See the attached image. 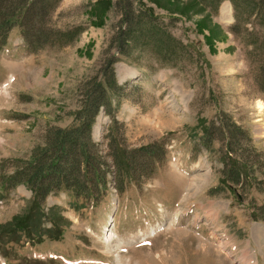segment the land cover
Instances as JSON below:
<instances>
[{
	"label": "rangeland",
	"instance_id": "374dc122",
	"mask_svg": "<svg viewBox=\"0 0 264 264\" xmlns=\"http://www.w3.org/2000/svg\"><path fill=\"white\" fill-rule=\"evenodd\" d=\"M223 1L60 0L30 51L10 30L0 50V264H264V55L247 43L254 16L239 7L233 33ZM141 10L188 52L128 43ZM77 26L68 44L52 34ZM110 67L115 98L90 131L107 190L96 206L77 208L61 191L33 207L30 189L3 181L87 105L92 113L87 98ZM116 147L133 176L121 178Z\"/></svg>",
	"mask_w": 264,
	"mask_h": 264
},
{
	"label": "trees",
	"instance_id": "16d2710c",
	"mask_svg": "<svg viewBox=\"0 0 264 264\" xmlns=\"http://www.w3.org/2000/svg\"><path fill=\"white\" fill-rule=\"evenodd\" d=\"M59 1L0 0V47L6 42L10 30L15 26L20 28L28 51L32 49L34 44L40 45V40L44 35L42 32L50 30L45 27L41 19L48 16ZM203 1H205L203 4L206 7H212L215 10L221 0H213L212 3H206L207 0ZM229 1L235 18V22L231 26L232 32L238 33L240 31L239 7L244 11L248 10V13L254 16L255 22L252 34L255 35V39L253 41L249 40L247 43L255 49L262 50L264 55V0H247L249 2L247 4L243 3L244 0ZM151 14L147 11H140L134 21L140 22L141 31L135 32L128 26L131 30V36L127 42L135 44L136 42L144 41L145 44H151L159 52L165 51L162 55L171 53L180 56L183 54V49L188 52L187 44H183L179 39L172 38L167 32L156 26V19ZM126 15L128 17V12H126ZM82 30V27L77 26L67 31H54L52 34L58 39L66 38L65 40H59V42L68 44ZM141 38L142 40H140ZM190 53V59L195 62L196 54L193 51ZM202 61L204 62L203 57ZM112 64L113 60L110 61L109 65L112 66ZM104 66H107V62L101 65V67ZM260 68L263 73L260 74V79L258 78L257 81H259L260 85L262 82V86H264V64ZM107 73V76L104 73L102 74L101 81L94 88L92 97L88 96L87 98L89 101L92 100V113L87 111V105L86 109L75 117L72 125L65 129L57 130L46 141L45 147L38 151H33L31 161L22 165L24 161L18 160V164L13 167L12 173L7 175V179L3 181L4 186L6 182L12 183L13 186L22 183L30 189L32 192L31 205L33 207H39L47 195L61 191L68 193L74 200L81 201L83 204L91 203V205L96 206V192L98 191L102 195L107 190L105 181L106 169L102 162L103 155L99 152L97 144L92 141L90 135L94 117L99 109L105 103L110 104L115 98L114 93L118 85L113 75V69L111 67L107 68ZM115 151V158L120 163L121 178L133 176L134 168L129 166L130 164L128 165L130 156L126 155V152L122 149L119 151L117 147ZM3 183L1 184L3 185ZM26 226L28 228L22 232L30 238L33 232L28 225Z\"/></svg>",
	"mask_w": 264,
	"mask_h": 264
},
{
	"label": "bare ground",
	"instance_id": "6f19581e",
	"mask_svg": "<svg viewBox=\"0 0 264 264\" xmlns=\"http://www.w3.org/2000/svg\"><path fill=\"white\" fill-rule=\"evenodd\" d=\"M222 11H224L226 14H227V11L229 12V10H227V7H223L222 8ZM223 16H226L225 14L223 15ZM257 108L260 110V111H262V109L264 108V106H263V103L262 102H257ZM246 253V252H245ZM247 254V253H246ZM246 254H245V256H246ZM249 256V255H248ZM243 258V257H242ZM250 258V257H249ZM249 262H250V260H249ZM249 262H247V263H245V264H248ZM242 263H243V261H242Z\"/></svg>",
	"mask_w": 264,
	"mask_h": 264
},
{
	"label": "crops",
	"instance_id": "0c3cea01",
	"mask_svg": "<svg viewBox=\"0 0 264 264\" xmlns=\"http://www.w3.org/2000/svg\"><path fill=\"white\" fill-rule=\"evenodd\" d=\"M224 3H229V2H224Z\"/></svg>",
	"mask_w": 264,
	"mask_h": 264
}]
</instances>
